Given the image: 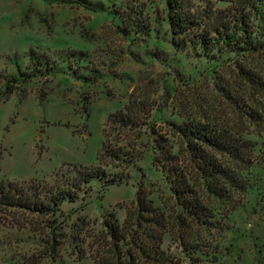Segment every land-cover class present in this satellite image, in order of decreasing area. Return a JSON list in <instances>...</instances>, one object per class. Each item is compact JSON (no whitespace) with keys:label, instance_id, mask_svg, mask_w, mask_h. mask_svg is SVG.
Segmentation results:
<instances>
[{"label":"rangeland","instance_id":"rangeland-1","mask_svg":"<svg viewBox=\"0 0 264 264\" xmlns=\"http://www.w3.org/2000/svg\"><path fill=\"white\" fill-rule=\"evenodd\" d=\"M187 1L195 12L228 5ZM30 54L56 62L53 74L32 70ZM239 64L262 85L245 81ZM18 68L29 78L24 92L0 100V182L62 186L74 169L99 163L106 140L136 158L127 167L107 164L124 180L93 182L61 204L53 223L0 213V264H92L94 250H103L104 219L121 224L138 196L161 213L153 230L177 264H264V52L204 54L170 32L165 0H0V85ZM129 101L145 106L133 125L107 121ZM185 118L243 130L251 162L239 171V187L210 192L177 132ZM173 168L214 215L212 225L183 213Z\"/></svg>","mask_w":264,"mask_h":264},{"label":"trees","instance_id":"trees-1","mask_svg":"<svg viewBox=\"0 0 264 264\" xmlns=\"http://www.w3.org/2000/svg\"><path fill=\"white\" fill-rule=\"evenodd\" d=\"M219 1L228 2V5L222 8L210 6L195 12L187 0H165L170 32L212 57L224 52L242 58L263 53L264 0ZM63 57L66 58V54ZM29 64L32 70L48 75L53 74L57 63L44 56L30 54ZM239 69L249 84L262 85L261 77L252 68L239 64ZM27 76L20 68L14 75L4 76L0 85V100H6L12 93L22 90V85L29 79ZM229 91L226 96L234 99ZM144 109V105L129 101L123 109L109 115L107 121L130 126ZM256 115L249 113L252 120L258 117ZM177 132L183 137L190 160L210 192L218 195L226 189L233 190L240 186L239 171L251 162V148L243 138L241 128L226 122L194 121L192 118L189 121L185 118L178 123ZM110 142L106 140L102 143L97 165L74 169V174L62 186L39 182L25 185L15 181L0 182V213L52 216L53 223L61 210V204L75 202L89 193L93 182H101L102 187L120 183L124 180L123 174L111 173L105 167L115 163H124L127 167L136 155L133 150ZM169 155L174 156L171 153ZM171 172L176 184L174 193L183 213L200 227L212 225L214 215L195 197L192 184L184 175L177 174L174 168ZM163 221L159 210L145 197L138 196L135 212L128 210L121 224L115 218L104 219L106 230L101 245L103 250H94L92 264H177L174 257L162 249V234L153 230ZM146 225L153 227L147 228ZM57 228L50 229L53 240ZM183 242L181 244L185 246Z\"/></svg>","mask_w":264,"mask_h":264}]
</instances>
